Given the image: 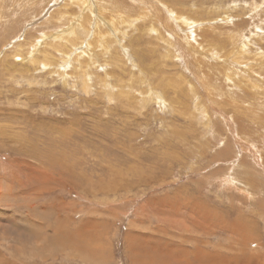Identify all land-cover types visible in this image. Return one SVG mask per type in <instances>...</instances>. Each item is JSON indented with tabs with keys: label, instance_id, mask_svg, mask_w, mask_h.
Listing matches in <instances>:
<instances>
[{
	"label": "rangeland",
	"instance_id": "1",
	"mask_svg": "<svg viewBox=\"0 0 264 264\" xmlns=\"http://www.w3.org/2000/svg\"><path fill=\"white\" fill-rule=\"evenodd\" d=\"M92 1L0 0V264H264V0Z\"/></svg>",
	"mask_w": 264,
	"mask_h": 264
},
{
	"label": "bare ground",
	"instance_id": "2",
	"mask_svg": "<svg viewBox=\"0 0 264 264\" xmlns=\"http://www.w3.org/2000/svg\"><path fill=\"white\" fill-rule=\"evenodd\" d=\"M132 2H134V1H138V2H140V3H142L143 1H141V0H131ZM97 2H98V0H97ZM69 4L70 5H72L73 7H76V9H78V12H76V13H70V11H69V9H68V6H69ZM121 4V3H120ZM152 5H154V4H156L155 5V7L157 6V8H155V9H153L152 8V5H150V4H146L149 8H150V10H151V12H152V14H150L151 15V17H148L149 18V22H150V25H151V27H149L148 29H149V31H153V32H156V33H158V28H157V26H155V25H153V24H155L153 21H154V16H160V14L158 13V15L156 14V13H154V11L157 9V10H159L158 8H159V4L160 3H156V2H152L151 3ZM99 5V4H98ZM115 4H113V6H114ZM118 5V9H119V3L117 4ZM124 5H126V4H124ZM123 5V7H125ZM122 6V5H121ZM115 7H116V5H115ZM128 7V6H127ZM133 7V6H132ZM161 8H160V10L158 11V12H160V11H162V4H161V6H160ZM62 13L64 14V15H66V13L69 15V16H71V18L72 19H70V18H68L67 20L69 21V25L66 27V28H64L63 30H61L60 32L59 31H57L55 34H51V35H49V40H53V41H50L51 43H52V45L53 44H55V46L57 45V44H60V46L62 47V46H66V45H63V44H65V43H68V42H74V44L73 45H75L76 44V41L74 40V38L75 37H77V35H76V31H75V29H76V27L78 28V27H83V30L85 31V33H87V32H89V30H88V28L87 27H85V26H83V24H88V25H90V36L88 37V38H86L85 40H83L82 42H81V46L80 47H82V51H79V52H77L76 53V56H78V57H80V55H85L86 56V59L88 60V61H90L92 64H94V63H96L97 61H96V57H95V55H94V53L92 54V53H90V52H92L91 50H90V47H91V49H92V45H91V42H93L94 40H95V44L97 45L96 46V48L98 47V49H101V51L104 53V55H106V53H107V50H108V44H107V41L109 40V37H115V36H113V31H112V25H106V19L104 20L102 17H101V13H100V10L98 9V6L96 5V3H95V1H92V0H66V3L64 4V5H62ZM125 9H127V8H125ZM138 9V8H137ZM65 10V11H64ZM128 10V9H127ZM139 11H140V9H138ZM143 10V9H142ZM119 11H120V9H119ZM118 11V12H119ZM139 11H137L136 10V12H139ZM73 12V11H72ZM128 12V11H127ZM127 12H126V14H127ZM148 12V11H147ZM104 13V12H103ZM122 13H123V10H122ZM121 13V14H122ZM120 14V13H119ZM177 14V13H176ZM186 14V13H185ZM185 14L184 15H181V16H177V17H175V19L180 23V24H185V25H189V24H191V21H193V20H197V18L195 19V18H189L187 15L185 16ZM104 15H105V13H104ZM116 15V14H115ZM53 16V15H52ZM132 16H134V15H132ZM190 16V15H189ZM55 17V16H54ZM63 17V16H62ZM106 17H108V15L106 16ZM113 17H114V15H113ZM112 17V18H113ZM117 16H115V18H116ZM128 17H129V15H128ZM136 17H138V16H136ZM135 17V18H136ZM134 18V19H135ZM136 19H138V18H136ZM118 20V19H117ZM123 20H124V18H123ZM133 21V20H132ZM126 22V21H125ZM134 22V21H133ZM118 24V23H117ZM127 24V23H126ZM107 27H106V26ZM121 25H123V24H121ZM128 25V24H127ZM129 25H131L132 26V24H130L129 23ZM149 25V26H150ZM103 27V26H105L104 28H106V32L105 33H103V31H101V29H100V27ZM130 26V27H131ZM124 27V26H123ZM127 27V26H126ZM129 27V26H128ZM154 27H156V28H154ZM132 28V27H131ZM130 28V29H131ZM145 28V27H144ZM124 29H125V27H124ZM126 30H127V28H126ZM125 30V31H126ZM116 31V30H115ZM143 31V30H142ZM117 32V31H116ZM115 32V33H116ZM123 32V31H122ZM114 33V34H115ZM126 33V32H125ZM145 33V32H144ZM169 33V32H168ZM118 35V34H117ZM48 37V36H47ZM156 37V36H155ZM117 38V37H116ZM119 38V37H118ZM123 38V37H122ZM111 39V38H110ZM112 39H114V38H112ZM73 40V41H72ZM57 41V42H56ZM91 41V42H90ZM118 41V40H117ZM56 42V43H55ZM114 42H115V39H114ZM51 43L49 44V45H51ZM119 43H120V41H119ZM70 44V43H69ZM118 44V43H117ZM40 45H44V43L42 44L41 42L40 43H38V46H40ZM72 45V46H73ZM31 47V46H30ZM29 47V48H30ZM80 47H78L77 49H81ZM33 48V47H32ZM59 47L58 46H56V50H58V51H60V49H58ZM34 50H35V48H34ZM37 51H38V49H37ZM69 52H70V50H69ZM2 54V53H1ZM0 54V55H1ZM26 54H28V51H27V53ZM31 54V53H30ZM62 54H66V53H62ZM52 56V55H51ZM70 55H68V56H65V57H69ZM4 58V54H2L1 55V57H0V59L1 58ZM53 57V56H52ZM14 58H15V60L18 62V63H20V64H22V63H24V65H27V64H31V63H34L35 62V58H34V56H32V55H28V57H25V56H20L19 54H14ZM44 59H46V58H44ZM71 59V58H70ZM3 60V59H2ZM48 61V60H47ZM78 61V60H77ZM78 63V62H77ZM98 63V62H97ZM43 65H47L46 63H42ZM100 65V64H99ZM90 77H91V74L90 73H88L87 75H86V78L85 79H90ZM255 79H256V77H255ZM152 90V89H151ZM153 91V94L151 95V97H153V96H155L156 98H159V96L157 95L158 94V92L157 91H155V90H152ZM207 113V112H206ZM65 129V128H64ZM183 226H184V224H183ZM203 231V230H202ZM234 239V238H233ZM133 257V256H132ZM151 259V258H150ZM243 262V261H242Z\"/></svg>",
	"mask_w": 264,
	"mask_h": 264
}]
</instances>
